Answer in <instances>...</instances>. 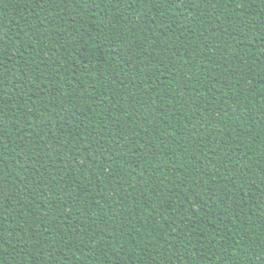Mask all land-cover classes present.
<instances>
[{
    "label": "trees",
    "instance_id": "trees-1",
    "mask_svg": "<svg viewBox=\"0 0 264 264\" xmlns=\"http://www.w3.org/2000/svg\"><path fill=\"white\" fill-rule=\"evenodd\" d=\"M0 264H264V0H0Z\"/></svg>",
    "mask_w": 264,
    "mask_h": 264
}]
</instances>
